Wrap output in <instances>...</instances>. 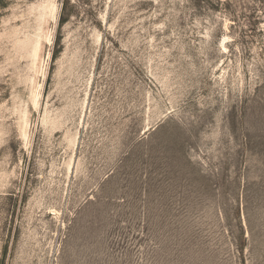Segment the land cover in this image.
I'll return each mask as SVG.
<instances>
[{
  "label": "rangeland",
  "instance_id": "374dc122",
  "mask_svg": "<svg viewBox=\"0 0 264 264\" xmlns=\"http://www.w3.org/2000/svg\"><path fill=\"white\" fill-rule=\"evenodd\" d=\"M0 264H264V0H0Z\"/></svg>",
  "mask_w": 264,
  "mask_h": 264
}]
</instances>
